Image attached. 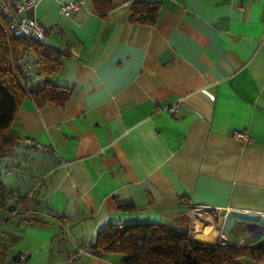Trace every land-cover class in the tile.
Returning a JSON list of instances; mask_svg holds the SVG:
<instances>
[{"label": "crops", "instance_id": "crops-1", "mask_svg": "<svg viewBox=\"0 0 264 264\" xmlns=\"http://www.w3.org/2000/svg\"><path fill=\"white\" fill-rule=\"evenodd\" d=\"M69 1L19 12L66 54L47 78L70 97L58 106L25 96L15 112L11 128L23 138L0 159V183L35 196L8 218L3 260L123 264L90 248L102 227L180 214L198 241L264 239V0H148L159 2L153 24L130 20L135 0H112L105 14L83 0L66 16ZM22 59L28 88L42 87L33 53ZM216 207L231 212L219 217Z\"/></svg>", "mask_w": 264, "mask_h": 264}, {"label": "trees", "instance_id": "trees-1", "mask_svg": "<svg viewBox=\"0 0 264 264\" xmlns=\"http://www.w3.org/2000/svg\"><path fill=\"white\" fill-rule=\"evenodd\" d=\"M94 2L102 14L113 6L112 0ZM129 10L132 22L153 24L158 16L159 2L135 0ZM28 50L35 57L37 73L45 77L42 87L36 90L28 88L24 81L22 65L25 61L22 58ZM64 56V52L45 42L12 35L6 18L0 14V159L11 155L23 138L11 125L25 96L38 104L51 102L58 106L69 99L67 89L47 78L60 70ZM10 192H6L0 183V198ZM115 206L119 210L135 208L130 201L120 199H115ZM90 248L97 253L120 254L123 264H252L264 260V239L239 246L198 241L190 237L188 218L184 214L166 223H108L98 231Z\"/></svg>", "mask_w": 264, "mask_h": 264}, {"label": "built area", "instance_id": "built-area-1", "mask_svg": "<svg viewBox=\"0 0 264 264\" xmlns=\"http://www.w3.org/2000/svg\"><path fill=\"white\" fill-rule=\"evenodd\" d=\"M38 2L39 0H0V14L6 18L8 30L12 35L25 39H33L39 42H45L47 35L45 27L42 23L35 18L19 14L20 11L32 8ZM82 4L83 0H71L66 3H61L59 10L61 14L68 16L80 8ZM168 110L171 113L176 114L179 110V103H172L168 107ZM233 137L242 141L248 139V135L244 131H235L233 133ZM34 196L35 189H31L25 193L11 191L6 194V197L0 198V211L4 208L8 217L19 216L23 213L24 208L26 211L27 202L32 200ZM22 198H24V200H22ZM27 212L32 213L33 210L28 209ZM213 212L216 216L225 218L231 212V209L229 207H216L213 209ZM260 215L264 217V212H261ZM215 242L220 246H239L245 243L244 240H241L238 243H233L226 236H224L222 232L219 233ZM25 257L24 253H17V264H21L25 260ZM0 264L10 263L0 260ZM254 264L259 263L254 262Z\"/></svg>", "mask_w": 264, "mask_h": 264}, {"label": "rangeland", "instance_id": "rangeland-1", "mask_svg": "<svg viewBox=\"0 0 264 264\" xmlns=\"http://www.w3.org/2000/svg\"><path fill=\"white\" fill-rule=\"evenodd\" d=\"M9 179V180H8ZM8 179H6V184H10V185H14V179H13V177H9ZM19 215V214H18ZM15 217V216H14ZM8 218H10V217H8L7 215H6V210L3 208V210H1L0 211V260L1 261H5V260H3V258H4V252L2 253V241L4 242V240H5V238H7L8 239V236H9V234L8 233H5V232H7L6 230H7V227H8V223H9V220H8ZM11 218H13V217H11ZM8 220V221H7ZM2 231V232H1ZM6 235V237H5V235ZM2 240V241H1Z\"/></svg>", "mask_w": 264, "mask_h": 264}, {"label": "water", "instance_id": "water-1", "mask_svg": "<svg viewBox=\"0 0 264 264\" xmlns=\"http://www.w3.org/2000/svg\"><path fill=\"white\" fill-rule=\"evenodd\" d=\"M254 224H255V223H253V222H252V223H248L247 226L250 228V227L253 226ZM249 228H248V231H249V233H251V230H250ZM259 228H260V230H262V227H261V226H260ZM260 233H261V231H260ZM260 233H259L258 235H256V236L253 235V237H254L255 239H257L258 236H260Z\"/></svg>", "mask_w": 264, "mask_h": 264}]
</instances>
